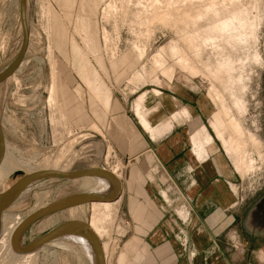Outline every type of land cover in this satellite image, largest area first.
I'll list each match as a JSON object with an SVG mask.
<instances>
[{
    "label": "rangeland",
    "instance_id": "1",
    "mask_svg": "<svg viewBox=\"0 0 264 264\" xmlns=\"http://www.w3.org/2000/svg\"><path fill=\"white\" fill-rule=\"evenodd\" d=\"M222 2L219 1V9L227 7L230 11L242 12L244 26L241 27L240 22H237L229 36L219 39L214 45H205L202 31L211 23V16L194 25L184 16L183 11L187 8L186 11L192 14L198 8L202 11L209 9L210 0H27L30 42L23 61L25 63L8 81L0 85V122L5 136L4 162L9 169H14L11 176L0 181V193L21 178L16 174L19 171L32 174L47 170L72 172L105 168L122 181V177H127L128 165L133 160H128V153L120 147L122 128H114L121 124L119 117L129 123L134 119L136 102L144 98L143 113L148 118L147 97H158L173 86H185L198 92L211 104L207 127H202L208 129L236 174L235 181H227L238 198L235 208L263 193L264 0ZM52 6L63 25V33L59 31L57 35L52 31L56 22L48 14ZM174 13L179 17L174 16ZM190 35L200 42V46L196 39V43L192 37L190 39ZM22 42L20 0H0V72L19 54ZM170 45L177 48L179 45L181 53L178 57L172 54ZM161 50L164 67L154 61L157 62L155 57ZM51 56L60 63L56 75L65 102L63 106H51L49 103ZM182 56H188L199 73L206 69L215 72L227 62L234 69L231 67V72L222 70L219 78L193 76L182 71L177 64ZM257 57L261 60L257 61ZM165 65L175 68L171 80L165 74L164 69H169ZM138 76H143L142 80H137ZM89 78L93 80L95 88L101 90L102 100L108 101L107 107L94 97ZM237 100L243 103L245 110L236 107ZM223 103L227 104L231 116L240 123L245 160L254 161L255 170L244 177L236 171L233 158L224 152L210 126L213 114L223 110ZM250 135L256 137V145L250 140ZM132 175L138 176L136 171ZM148 178L153 179L151 175ZM84 180L70 183L55 181L40 186L21 199L10 213L28 217L34 210L42 209L54 200L83 193L85 191L78 187ZM45 192L49 193L42 197ZM123 195L115 204V223L108 226V232L99 239L106 263L151 264L150 260L144 258L146 245L138 237L131 239L133 227ZM138 208L141 211L139 217H136ZM144 213L145 208L141 205L133 208L136 220H140ZM62 214L66 216L65 221L71 217L89 225L93 210L89 204ZM190 218L189 212L188 220ZM47 219L36 223L26 232L25 245L64 222L45 231L39 226ZM149 219L154 221L153 214ZM183 240L180 243L187 247L188 243ZM227 240H230L234 254L245 256L246 244L237 232H231ZM62 244L55 241L48 245L55 252V257H46L39 250L36 257L25 258L13 251L11 231L1 226L0 264H91L87 254ZM260 254H264V249L258 248L255 251L253 264H264L259 259Z\"/></svg>",
    "mask_w": 264,
    "mask_h": 264
},
{
    "label": "crops",
    "instance_id": "2",
    "mask_svg": "<svg viewBox=\"0 0 264 264\" xmlns=\"http://www.w3.org/2000/svg\"><path fill=\"white\" fill-rule=\"evenodd\" d=\"M146 103L147 120L160 131L156 139L135 112L129 123L119 117L121 124L114 127L122 128L120 147L133 160L121 179L131 239L142 240L147 247L144 258L151 264H253L255 251L264 249V192L235 208L237 199L227 181L237 177L220 146L215 142L208 147L204 161L197 158L191 138L202 125L207 127L211 104L185 86L149 95ZM133 171L138 176L133 177ZM135 205L145 208L140 220L134 217ZM178 210H184L186 218ZM231 232L246 244L245 256L232 251L227 240Z\"/></svg>",
    "mask_w": 264,
    "mask_h": 264
},
{
    "label": "bare ground",
    "instance_id": "3",
    "mask_svg": "<svg viewBox=\"0 0 264 264\" xmlns=\"http://www.w3.org/2000/svg\"><path fill=\"white\" fill-rule=\"evenodd\" d=\"M171 1H174V0H171ZM219 1L220 0H210L209 9L205 8L206 10H204V11H202L203 9H199L197 7L198 11H196L195 13L192 12V14L194 13L193 14L194 16H192V14H189L191 11H186L187 8H185V11H183L184 16H186L188 21H190L191 23L194 22L193 23L194 25L198 24V22L200 20L205 19L208 16L209 17L211 16L212 21H211V23L209 22V24H208L209 26L205 30L202 29L203 30L202 31L203 36H201V37L203 38V42L205 43V45H207V44L208 45L209 44H213L214 45L216 42H218L219 39H223V37H225L226 35L229 36L235 30L237 22H240L239 25L241 27L244 26V20H243L242 12L235 11V10L230 11L229 9H227V7L224 8V9H219V6H220L219 5ZM221 1L224 2L226 0H221ZM156 2H157V0H156ZM207 3H209V2H207ZM182 4H185V2L182 3ZM226 4H228V3H226ZM205 5H207V4H205ZM190 6H191V4H190ZM53 8H54L53 6L49 7L48 14H49V17L52 19V21L56 22V26L53 27L52 31H53V34L57 35L59 33V31H61V33H63V29H62L63 25H62V20L59 19L60 16L58 17L59 14H56L57 11L54 10ZM191 8H194V7L191 6ZM173 15L175 16L176 13H174ZM176 16H178V15H176ZM59 22H61V25H59ZM199 33H201V32H199ZM196 35H197V32H196ZM191 37H192V35H190V39H191ZM197 37H198V35H197ZM195 39H194V42H195ZM198 40H199V38H198ZM196 41H197V39H196ZM201 41H202V39H201ZM199 43L200 42H198V45L200 46ZM191 45L193 46L194 44H191ZM201 45H204V44H201ZM191 47H190V49H191ZM179 48H180L179 45H178V48L173 45V46H171L170 50H171L173 55L177 56L178 54L181 53V52H179V50H181ZM195 48H197V47H195ZM199 48L201 49V47H199ZM162 54L163 53H162V50H161L160 52H158V54L155 57L157 59V62H159V63H157L156 60H154V61H155L156 64H159V65L161 64V66L163 65V67H164L163 62L161 61L162 60ZM52 56H51V60H50L51 69H52V77H51L52 78V81H51L52 83H51V85L49 87V93H50L49 103L51 104V106H59V105L63 106V103H65V102H64V100L62 98L61 85L59 84L58 79H57V75H56L57 70L60 67V63H59V60H57L56 58H54ZM259 60H261V59H259L257 57V61H259ZM24 63H22L21 67H23ZM177 64L179 65V67H180V69L182 71H184V72L186 71V72L190 73L193 76H206V77H210V78H219L220 73L222 72V70H225V69L233 70L234 69V67L230 66V64L227 62L226 64H223L222 66H220L221 63H220V65L217 64L221 68L217 69V71L215 70V72L211 71L210 69H206L205 71H203V73H199L198 72V68L194 65V63H191V61H190L188 56L179 57ZM209 64H211V63H209ZM165 66H168L166 68H169V69H164L166 76L169 78V80L173 79V77L175 75L174 74L175 73V68H172L173 66L169 67V65H165ZM21 67L19 69H21ZM162 68H159V69H162ZM205 68H206V66H205ZM213 68H215V66ZM227 70H225V71H227ZM231 74H233V73H231ZM230 75H228V76L230 77ZM135 76H137V75H135ZM87 77H88V75H87ZM138 77H139V79H137V80L140 81V79L142 80L141 77H143V76H138ZM138 77H136V78H138ZM143 78L146 79L145 75H144ZM231 79H232V76L229 79V83H230ZM227 81H228V79H227ZM88 83L91 85L90 88H91V91H93V95L96 98V100L99 101L105 107H107L108 106V101L107 100H104V101L102 100V98H101V90L95 88L94 82H93V80L91 78H89ZM64 93L65 92H63V95H64ZM143 99L140 98L135 104L136 116L138 117L139 122H140L141 126L143 127V129L146 132H148L152 136L153 139H156L159 136L160 131L158 129H155L154 127H152L151 124L148 122L146 116L144 115L143 110H144V104L145 103H144ZM236 107L239 108V109L242 108L241 110L243 111V109H244L243 107H245V106L243 105V103L240 100H237L236 101ZM229 109L230 108L227 107V104L223 103V110L213 114L210 126H211L212 130L215 133V138L222 144L224 152L229 157L231 156L233 158L236 171L242 177H244V176L247 175V173H250V171H252V170L254 171L255 170L254 161L252 160V161L247 162V160H245L244 154L242 153V142H241L242 141V137H243V131L241 129L239 121L236 118L231 116V114H230L231 110H229ZM193 126H194V124H193ZM249 138L254 143V145L257 144L256 137L250 135ZM191 139H192V142L194 144V148H195V152H196L197 158L200 161H204L205 159H207L208 156H209L208 147L210 148V146H213L215 144V140H214L213 136L210 134V132L208 131V129L206 127H202L200 130H198L196 133H194V135H193V137ZM247 159H249V158H247ZM109 170H111V169H109ZM13 171H14V169H9V167L6 164V162H4V160H3V162H2V164L0 166V181H4V179H6L7 177L11 176ZM54 171H58V170H54ZM64 171H66V170H64ZM64 171H61V172H64ZM70 182H73V181H69L68 183H70ZM78 189L81 190V191H85V192H106V189L104 188L103 183L100 182V181L94 180V179H85L80 184ZM46 192H45V195H43V196L41 195V196L42 197H46L48 195V193H49V192L48 193H46ZM37 194L35 196H37ZM35 199H36V197H35ZM116 202H118V201H116ZM116 202H114V203H92V204H90V206L92 207V210H93V215H92V217H91V219L89 221V226L92 229V231L94 232V234L97 236L98 239H100L105 233L108 232V229H107L108 226L113 225L115 223L116 213H117V209L115 207L116 206L115 205ZM40 205H42V204H40ZM87 205H89V204H87ZM84 206H86V205H82V206H79V207L71 208V209H68V210H75V209H78V208H84ZM38 210H40V209L34 210L33 212L31 211L32 213L30 215H32L33 213L37 212ZM140 211H141L140 208H138L136 210V217H139ZM63 212H65V211H63ZM181 215L186 218V216L188 214L184 210H182ZM28 217L27 216L24 217V216H22L19 213H10V211L3 214L2 220H1V226L2 227H6L7 230L11 231V244H12L13 236H14L16 230L19 228V226H21V224ZM65 217L66 216L63 215L62 212L54 214V215L48 217V219L46 218L47 220L44 223H42L39 226V228H41V229H43L45 231L48 230V229H51L52 227L56 226L57 224L65 221L64 220ZM69 219L70 220H74L71 217H69ZM67 221H68V219H67ZM26 235H25V237L23 239V245H25ZM61 242L64 243L62 245L68 244L72 248H75V249L79 250L80 252H84L89 257V259L91 261V264L95 263V249H94L93 244H92L90 239H84V238H81V237H78V236H75V235H69V236H66V237L60 239V241H57V243H59V244ZM11 247H12V245H11ZM43 249L44 250L47 249L48 252H46V250L44 251ZM51 250L52 249L49 248L48 245H46V246H44V247H42L40 249V251L46 257H55L56 256L55 252L51 251ZM37 252L31 253V254H25V255H22V257L31 258V257L35 256V254ZM259 259L261 261H264V254H260Z\"/></svg>",
    "mask_w": 264,
    "mask_h": 264
},
{
    "label": "water",
    "instance_id": "4",
    "mask_svg": "<svg viewBox=\"0 0 264 264\" xmlns=\"http://www.w3.org/2000/svg\"><path fill=\"white\" fill-rule=\"evenodd\" d=\"M20 18L23 30V42L16 58L0 72V85L8 81L21 67L29 49L30 32L27 22V0H20ZM5 157V136L0 122V166ZM21 176L10 188L0 193V234L1 220L4 213L11 209L38 187L50 182H69L81 179H94L103 183L106 192H83L75 193L54 200L44 208L30 215L16 230L12 247L17 254L25 255L39 251L42 247L58 241L66 236L75 235L84 239H90L95 249V263L107 264L101 241L94 234L90 226L81 220H68L48 231L32 243L23 245L26 232L41 220L54 214L71 208L92 203H114L123 195L122 182L105 168H90L72 172L39 171L32 174L16 172Z\"/></svg>",
    "mask_w": 264,
    "mask_h": 264
},
{
    "label": "built area",
    "instance_id": "5",
    "mask_svg": "<svg viewBox=\"0 0 264 264\" xmlns=\"http://www.w3.org/2000/svg\"><path fill=\"white\" fill-rule=\"evenodd\" d=\"M229 187H230L231 191L234 193V195L236 196V199H238V198H237V195H236V193H235V191H234V189H233V187H232L231 184H229Z\"/></svg>",
    "mask_w": 264,
    "mask_h": 264
}]
</instances>
